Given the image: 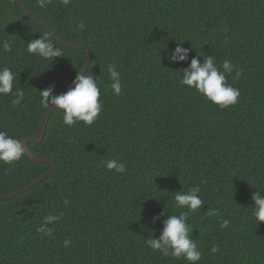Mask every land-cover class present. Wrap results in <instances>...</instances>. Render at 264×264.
I'll return each instance as SVG.
<instances>
[{
  "label": "trees",
  "instance_id": "obj_1",
  "mask_svg": "<svg viewBox=\"0 0 264 264\" xmlns=\"http://www.w3.org/2000/svg\"><path fill=\"white\" fill-rule=\"evenodd\" d=\"M23 2L63 39L92 48L86 74L97 79L103 108L92 125L71 127L54 109L42 140L27 142L57 168L0 201V264H191L152 251L145 239L159 237L167 213L188 211L174 197L197 184L205 204L187 221L202 253L196 264H264V221L255 220L252 199L264 189V0H70L67 6L50 0L45 8ZM45 34L63 57L27 52L28 42ZM5 40L12 50L0 47V68L15 73L13 91L23 90L24 98L13 106L14 96H0V130L21 140L37 133L47 110L40 90L55 85L53 94H61L88 50L56 40L17 0H0V44ZM178 43L191 49L189 61H169ZM198 54L201 62L213 56L221 71L224 60L240 69L239 79L235 70L226 73L240 90L237 104L221 109L181 85L178 72ZM109 64L121 73L120 95L110 88ZM113 158L126 164V174L106 169ZM50 167L26 153L10 165L0 162V195ZM208 208L217 214L209 216ZM49 214L62 216L45 236L37 229ZM223 219L230 223L222 230ZM65 239L72 242L67 248Z\"/></svg>",
  "mask_w": 264,
  "mask_h": 264
},
{
  "label": "clouds",
  "instance_id": "obj_2",
  "mask_svg": "<svg viewBox=\"0 0 264 264\" xmlns=\"http://www.w3.org/2000/svg\"><path fill=\"white\" fill-rule=\"evenodd\" d=\"M50 0H37L39 7L45 8ZM67 6L70 0H62ZM79 29H83L85 25L80 23L77 25ZM4 52L12 50L9 41L5 40L0 44ZM191 49L182 47L177 44L176 48L171 52L169 61L172 63H180L189 61V52ZM27 52L40 56L42 58L53 61L56 57H63L61 50L54 46L48 35L45 34L39 38L32 39L27 44ZM201 55L193 56L190 63L183 67L178 73L181 77L182 86L194 89L196 93L204 96L207 100L221 109L235 105L239 102L240 90L227 83V74H231L235 70V79H239L241 75L240 69L231 60H224L221 67L223 71L216 65L214 57L209 55L203 57ZM108 73L110 74V88L114 95L122 93V85L120 81L121 73L116 70L112 64L108 65ZM182 73V74H181ZM15 73L7 66L0 68V96L12 95L13 106L20 105L24 98V91L17 89L13 91ZM73 87H69L64 93L53 94L55 85H49L46 89L40 90V103L47 109H60L63 112V123L69 127L83 122L85 125H92L102 112L103 104L100 100L101 89L97 79L93 75L86 74V71L77 72L73 81ZM25 154V147L22 140L9 135L7 131L0 130V162L4 164H12L19 161ZM107 170H114L120 174H126L128 169L124 162L117 158L109 159L105 162ZM201 189L199 184L190 187L186 192L178 191L174 197L178 207L187 208L188 211L179 215H169L162 221L163 227L158 238L151 235L145 239V244L154 252H159L162 256L175 257L177 259L183 257L191 264H196L201 260L202 253L198 249L194 239L189 236L193 232V228L187 223L191 213L201 210V206L205 204L200 197ZM264 189H257L253 195L254 200L253 214L255 220L259 223L264 221ZM69 201L64 200L67 205ZM207 214L215 216L217 210L208 208ZM165 215L162 211L153 217L152 222L155 223L161 216ZM61 215L49 214L43 218V222L37 229L38 232L44 233L45 236L53 234V228L48 225H55L61 219ZM230 221L223 219L219 227L223 230L229 226ZM71 240L65 239L62 244L67 248L71 244ZM218 247L213 245L210 251L216 253Z\"/></svg>",
  "mask_w": 264,
  "mask_h": 264
},
{
  "label": "water",
  "instance_id": "obj_3",
  "mask_svg": "<svg viewBox=\"0 0 264 264\" xmlns=\"http://www.w3.org/2000/svg\"><path fill=\"white\" fill-rule=\"evenodd\" d=\"M18 3L20 4L23 12L29 16L30 18L34 19L35 21H37L38 23H40L41 25H43L44 27H46L49 32L55 37L56 40H58L59 42L65 44L66 46L68 47H71V48H86L88 51V54H87V58H86V61H85V64L83 65L82 67V71H86L89 64H90V61H91V58H92V48L86 44H78L76 42H70L68 40H65L63 39L61 36H59V34H57V32L52 28V26H50L48 23L44 22L43 20H41L40 18L36 17L35 15H33L26 7L25 3L23 2V0H17ZM74 85H72V82L69 84V86H67V88H65V90L62 92H66L68 90L69 87H73ZM54 110V109H53ZM52 112L51 109H47L41 119V122L39 124V129L37 131V133L34 135V136H31V137H23L21 140H22V144L24 145L25 147V153L28 155V157L33 161V162H36V163H41V162H44V161H50L51 162V167L45 171V173H43L41 176L37 177L36 179H34L33 181H31L30 183H28L27 185L19 188V189H16L14 191H11V192H8V193H5V194H2L0 195V201L2 199H5V198H8V197H11V196H14L16 194H20L26 190H28L29 188H31L32 186L38 184L40 181H42L45 177H47L48 175H50L51 173L54 172V170H56L57 168V163L55 161V159L51 156H43L37 152H34L33 150H31V148H29V146L27 145V142L28 141H41L42 138H43V132H42V128L44 126V123L47 119V117L50 115V113Z\"/></svg>",
  "mask_w": 264,
  "mask_h": 264
}]
</instances>
